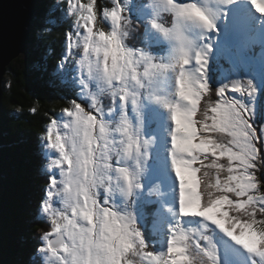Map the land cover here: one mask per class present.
Masks as SVG:
<instances>
[{"label":"snow or ice","instance_id":"1","mask_svg":"<svg viewBox=\"0 0 264 264\" xmlns=\"http://www.w3.org/2000/svg\"><path fill=\"white\" fill-rule=\"evenodd\" d=\"M60 4L34 68L70 95L34 175L0 147V249L15 197L46 225L28 264H264V0Z\"/></svg>","mask_w":264,"mask_h":264},{"label":"trees","instance_id":"2","mask_svg":"<svg viewBox=\"0 0 264 264\" xmlns=\"http://www.w3.org/2000/svg\"><path fill=\"white\" fill-rule=\"evenodd\" d=\"M49 2L54 1L38 0L29 49L11 62L3 81L1 147L10 158L14 157V165L19 170L18 179L27 174H35L36 162L41 160L38 155L39 135L43 133L49 118L58 117L62 108L67 106V97L70 95L59 87H49L46 77L41 79V73L34 68V64L41 60L48 48L54 53L63 51L64 33L71 26V19H62L59 26L47 25L53 28L51 33L40 40L35 39V29L43 28V24L38 23V20L44 15ZM109 4L110 0H97L98 9ZM60 7H63V0ZM56 15L59 16V13ZM142 40L143 37L135 33L129 42L139 45ZM51 60L52 57H49V62ZM33 108L36 109L35 113L31 111ZM25 135L33 137V140H21ZM31 219L26 203L14 197L10 201L5 218V247L0 249V264H28L29 253L38 242V234L46 227L43 222L38 225L30 223Z\"/></svg>","mask_w":264,"mask_h":264},{"label":"water","instance_id":"3","mask_svg":"<svg viewBox=\"0 0 264 264\" xmlns=\"http://www.w3.org/2000/svg\"><path fill=\"white\" fill-rule=\"evenodd\" d=\"M36 0H0V115L3 81L11 62L28 48ZM3 134L0 121V147Z\"/></svg>","mask_w":264,"mask_h":264},{"label":"rangeland","instance_id":"4","mask_svg":"<svg viewBox=\"0 0 264 264\" xmlns=\"http://www.w3.org/2000/svg\"><path fill=\"white\" fill-rule=\"evenodd\" d=\"M36 1H37V0H36ZM84 2H87V0H84ZM21 54H22V53H21ZM29 139H30V140H31V139L33 140V137H31V136H29V135H28V136L25 135L24 137L22 136V138H21V140H29ZM11 159H12V161L14 162V157H13V156H11ZM14 164H15V162H14ZM16 172H17V176H18V175H19V170L16 169ZM20 247L23 248L24 246L21 245ZM23 249H24V248H23ZM1 256H2V253H0V257H1Z\"/></svg>","mask_w":264,"mask_h":264},{"label":"clouds","instance_id":"5","mask_svg":"<svg viewBox=\"0 0 264 264\" xmlns=\"http://www.w3.org/2000/svg\"><path fill=\"white\" fill-rule=\"evenodd\" d=\"M53 1H54V0H53ZM37 3H38V0H37ZM37 3H36V9H35V14H34V19H35L36 13H37V11H38V9H37ZM44 13H45V12H44ZM34 19H33V20H34ZM33 20H32V22H31V35H32V29H33V24H32V23H33ZM45 26H46V25L43 24V27H45ZM31 35H30V40H31ZM30 40H29V43H30ZM28 49H29V44H28V48L26 49V51H27ZM26 51H25V52H26ZM25 52H23V53H25ZM20 55H21V54H20Z\"/></svg>","mask_w":264,"mask_h":264},{"label":"bare ground","instance_id":"6","mask_svg":"<svg viewBox=\"0 0 264 264\" xmlns=\"http://www.w3.org/2000/svg\"><path fill=\"white\" fill-rule=\"evenodd\" d=\"M59 117V116H58ZM257 123L259 124L260 123V119L259 117L257 118ZM258 131H259V128H258Z\"/></svg>","mask_w":264,"mask_h":264}]
</instances>
